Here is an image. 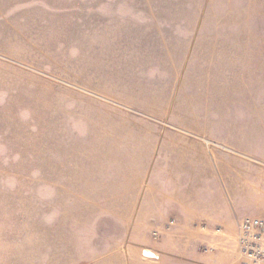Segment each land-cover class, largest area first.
Wrapping results in <instances>:
<instances>
[{
	"label": "rangeland",
	"instance_id": "rangeland-1",
	"mask_svg": "<svg viewBox=\"0 0 264 264\" xmlns=\"http://www.w3.org/2000/svg\"><path fill=\"white\" fill-rule=\"evenodd\" d=\"M245 218L264 0H0V264H245Z\"/></svg>",
	"mask_w": 264,
	"mask_h": 264
},
{
	"label": "built area",
	"instance_id": "built-area-1",
	"mask_svg": "<svg viewBox=\"0 0 264 264\" xmlns=\"http://www.w3.org/2000/svg\"><path fill=\"white\" fill-rule=\"evenodd\" d=\"M238 235L245 264H264V219H242L238 225Z\"/></svg>",
	"mask_w": 264,
	"mask_h": 264
},
{
	"label": "crops",
	"instance_id": "crops-1",
	"mask_svg": "<svg viewBox=\"0 0 264 264\" xmlns=\"http://www.w3.org/2000/svg\"><path fill=\"white\" fill-rule=\"evenodd\" d=\"M238 221L235 222L236 224L232 225V228H233L232 231H229L230 229H228L226 227V225H224L225 227H223V224H222V225H218V227H216V228L210 226V228H209L210 230H208V231L206 230V232L208 233V235H238L237 234ZM211 224H213V223H211ZM214 226H216V225L214 224Z\"/></svg>",
	"mask_w": 264,
	"mask_h": 264
},
{
	"label": "water",
	"instance_id": "water-1",
	"mask_svg": "<svg viewBox=\"0 0 264 264\" xmlns=\"http://www.w3.org/2000/svg\"><path fill=\"white\" fill-rule=\"evenodd\" d=\"M144 255L148 256V257H158V255L150 250H144Z\"/></svg>",
	"mask_w": 264,
	"mask_h": 264
}]
</instances>
